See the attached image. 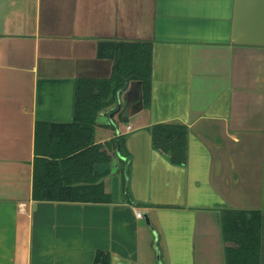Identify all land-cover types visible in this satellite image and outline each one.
<instances>
[{
    "label": "crops",
    "instance_id": "crops-1",
    "mask_svg": "<svg viewBox=\"0 0 264 264\" xmlns=\"http://www.w3.org/2000/svg\"><path fill=\"white\" fill-rule=\"evenodd\" d=\"M237 4L0 0V264H96L101 251L111 264H227L221 213L264 219V44L250 34L263 0H247L240 39ZM119 43L146 47L151 74L95 117L94 142L113 141L97 165L112 200L34 199L36 157H55L48 126L77 121L79 81L112 77ZM163 126L187 127V162L155 145Z\"/></svg>",
    "mask_w": 264,
    "mask_h": 264
},
{
    "label": "trees",
    "instance_id": "trees-1",
    "mask_svg": "<svg viewBox=\"0 0 264 264\" xmlns=\"http://www.w3.org/2000/svg\"><path fill=\"white\" fill-rule=\"evenodd\" d=\"M139 51L143 53L140 54ZM118 52L112 77L79 81L77 121L48 126V145L55 149V157L44 159L37 155L34 199L93 202L112 200L104 181L109 171L101 172L97 170V165L107 164L112 160L110 153L113 141L94 142L95 117L101 109L117 102V91L129 78H141L146 86L151 74V53L146 47L141 48L140 43H119ZM40 129L39 127L37 134ZM157 129L155 145L166 149L174 162H187V127L163 126ZM84 135L88 138L82 139ZM39 140L40 137L37 136L36 144ZM221 224L227 244V264H262L264 219L261 211L224 210L221 213ZM96 264H111V255L105 251L98 252Z\"/></svg>",
    "mask_w": 264,
    "mask_h": 264
},
{
    "label": "water",
    "instance_id": "water-1",
    "mask_svg": "<svg viewBox=\"0 0 264 264\" xmlns=\"http://www.w3.org/2000/svg\"><path fill=\"white\" fill-rule=\"evenodd\" d=\"M246 7H247V0H238L237 13H236V18H235V32H236L237 38L239 39L241 38L240 34L245 33L243 32L244 31V20L248 18L246 11H245ZM259 16H260V29L257 31H250V34H251V37L254 35L261 36L260 39L253 38V40L256 43L264 44V0H263V4L261 7V12ZM253 40H250V41H253ZM111 47L113 50H112L111 55H109V57L112 58L114 56V50H115V47L113 46L112 43H111Z\"/></svg>",
    "mask_w": 264,
    "mask_h": 264
},
{
    "label": "built area",
    "instance_id": "built-area-1",
    "mask_svg": "<svg viewBox=\"0 0 264 264\" xmlns=\"http://www.w3.org/2000/svg\"><path fill=\"white\" fill-rule=\"evenodd\" d=\"M137 215H138V216H142V212H141V211H138V212H137Z\"/></svg>",
    "mask_w": 264,
    "mask_h": 264
}]
</instances>
